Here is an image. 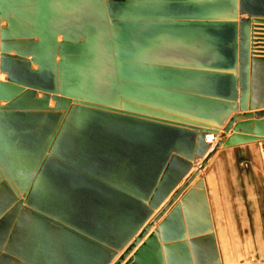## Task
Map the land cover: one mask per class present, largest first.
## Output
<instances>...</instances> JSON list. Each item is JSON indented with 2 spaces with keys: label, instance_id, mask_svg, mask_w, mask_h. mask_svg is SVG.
Instances as JSON below:
<instances>
[{
  "label": "water",
  "instance_id": "water-1",
  "mask_svg": "<svg viewBox=\"0 0 264 264\" xmlns=\"http://www.w3.org/2000/svg\"><path fill=\"white\" fill-rule=\"evenodd\" d=\"M263 43L264 0H0V264H223L200 174L264 144Z\"/></svg>",
  "mask_w": 264,
  "mask_h": 264
},
{
  "label": "crops",
  "instance_id": "crops-1",
  "mask_svg": "<svg viewBox=\"0 0 264 264\" xmlns=\"http://www.w3.org/2000/svg\"><path fill=\"white\" fill-rule=\"evenodd\" d=\"M200 177L222 259L231 264L264 261V144L251 141L222 148ZM233 244L247 247L235 251L229 246Z\"/></svg>",
  "mask_w": 264,
  "mask_h": 264
},
{
  "label": "rangeland",
  "instance_id": "rangeland-1",
  "mask_svg": "<svg viewBox=\"0 0 264 264\" xmlns=\"http://www.w3.org/2000/svg\"><path fill=\"white\" fill-rule=\"evenodd\" d=\"M230 247H231V249H233V250H235V251H244L245 250V248L247 247V246H245V245H229ZM223 263H225V264H231V262L228 260V259H225V260H223ZM236 264H241V263H246V262H235Z\"/></svg>",
  "mask_w": 264,
  "mask_h": 264
},
{
  "label": "built area",
  "instance_id": "built-area-1",
  "mask_svg": "<svg viewBox=\"0 0 264 264\" xmlns=\"http://www.w3.org/2000/svg\"><path fill=\"white\" fill-rule=\"evenodd\" d=\"M255 39L258 40V35L255 37ZM207 141L210 142V143H214L215 142V138L213 137V135H209V136H207ZM241 264H264V261L246 262V263H241Z\"/></svg>",
  "mask_w": 264,
  "mask_h": 264
}]
</instances>
